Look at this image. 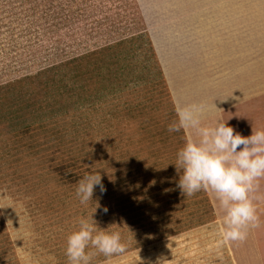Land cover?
<instances>
[{
    "label": "rangeland",
    "instance_id": "1",
    "mask_svg": "<svg viewBox=\"0 0 264 264\" xmlns=\"http://www.w3.org/2000/svg\"><path fill=\"white\" fill-rule=\"evenodd\" d=\"M64 3L68 5L67 0H0V84L78 56L85 47L131 39L146 29L168 94L144 83L130 95L118 94L129 102L124 108L101 95L95 107L78 103L75 109L62 105L68 99L59 92L45 111L53 122L38 131L43 151L27 137L14 135L15 113L0 119V264H68L67 237L96 202L82 205L75 194L78 182L71 183L63 173L84 162L89 163L85 175L99 171L106 187L103 194L98 187L94 192L93 200L100 204L94 219L101 230L119 231L127 244L122 254H97L93 264H264V252L255 248L254 239L219 244L224 212L214 207L209 191L182 194L174 163L196 132H168L176 107L189 104L192 95L194 102L209 105L220 106L223 98L239 104L237 0L228 1L234 6L228 10H177L174 4L166 10H140L131 0H72L66 10ZM88 6L95 10H86ZM186 53L189 57L183 58ZM98 83L101 89L108 84ZM214 86L223 89L220 101L206 95ZM259 105L264 107V98ZM237 110L224 118L237 122L236 132L264 130V124L245 125ZM37 112L27 105L15 115L16 125L36 120ZM204 124L210 125V112ZM259 182L263 185L253 197L264 199V178ZM145 229L142 244L139 236Z\"/></svg>",
    "mask_w": 264,
    "mask_h": 264
},
{
    "label": "clouds",
    "instance_id": "2",
    "mask_svg": "<svg viewBox=\"0 0 264 264\" xmlns=\"http://www.w3.org/2000/svg\"><path fill=\"white\" fill-rule=\"evenodd\" d=\"M211 107L207 101L179 105L176 119L168 126L169 133L188 129L196 132V138H187L177 152L174 164L180 176L178 187L187 197L212 190L224 212L218 229L219 244L243 242L249 229L259 223L252 193L264 178V130L243 136L228 125V120L205 125ZM97 187L102 194L106 192L99 171L85 175L76 186L79 202L87 206L95 201L96 206L90 216L79 219L78 227L67 237L68 264H93L97 254L111 257L127 249L119 231L101 230L94 219L100 208L99 201L93 200ZM102 210L108 212L107 207Z\"/></svg>",
    "mask_w": 264,
    "mask_h": 264
},
{
    "label": "trees",
    "instance_id": "3",
    "mask_svg": "<svg viewBox=\"0 0 264 264\" xmlns=\"http://www.w3.org/2000/svg\"><path fill=\"white\" fill-rule=\"evenodd\" d=\"M84 50L82 54L66 61L46 64L34 74L1 82L0 119H8L10 113H15L12 120L17 122L19 118L15 115L21 114V110H26L29 104L34 111H38L36 120L21 125L14 123L15 136L27 137L43 151L44 143L39 140L38 131L40 127L48 126L52 119L53 116H48L45 111L48 109L47 105L54 102L49 99L59 95V92L66 94L68 99L62 105L66 103L75 109L79 108L78 103L81 107L87 105L95 107L101 95L110 96L112 102H117L116 106L124 108L129 102H122L118 94L130 95L135 88L144 83L148 86L161 87L165 92L168 88L156 50L146 29L139 30L131 39L85 47ZM102 80L108 82L107 87L97 88V82L100 83ZM75 95H82L83 98L74 100ZM86 97L88 98L85 99ZM15 106L19 107L20 112L15 110ZM55 135L56 133H53L52 137ZM2 136L4 134L0 133V138ZM62 143H65V140H62ZM88 167L89 163L86 166L85 162L84 166L70 165L63 174L71 183H77L85 176ZM153 231L154 234L161 235L158 230ZM146 232L145 229L139 236L141 237L139 242L142 244L147 239L143 238Z\"/></svg>",
    "mask_w": 264,
    "mask_h": 264
},
{
    "label": "crops",
    "instance_id": "4",
    "mask_svg": "<svg viewBox=\"0 0 264 264\" xmlns=\"http://www.w3.org/2000/svg\"><path fill=\"white\" fill-rule=\"evenodd\" d=\"M138 5L140 10H166L170 5H175L177 10H210L212 6H219L221 10H228L231 6L228 1L231 0H131ZM68 5H64L70 8V2L67 0ZM213 4V5H211ZM173 5V6H174ZM211 5V6H210ZM86 10H95V7L88 6ZM147 7V8H146ZM152 8V9H151ZM237 8L239 10V62H240V78H239V104H232L225 101L223 98L222 104L215 103L211 107L210 111V125L215 121H227L229 126H232L236 132L235 126L237 124L232 122L231 119H224L227 116L231 117L232 113L237 112L240 117V121L245 125H251V123H257L258 125L264 124V107H261L259 103L264 98V0H237ZM190 53L183 54V58L189 57ZM177 59L179 55L175 56ZM193 61V59H192ZM206 94L210 95V98L217 97L220 101L224 95L223 89L212 87ZM195 94V93H194ZM198 94V93H197ZM200 95V94H198ZM205 94H203L204 96ZM202 96V97H203ZM190 101V102H189ZM189 104L194 102L195 98L192 95L189 100ZM187 104V103H186ZM219 106V107H218ZM225 110V115L221 113ZM207 118V117H206ZM250 123V124H249ZM256 124V125H257ZM261 130V129H260ZM253 130L244 129L241 131V135L250 136ZM191 133H194L191 132ZM191 138H196L191 135ZM260 189L263 182H258ZM264 187V186H263ZM210 197L214 207L220 209L219 202L214 196L212 190ZM256 192L252 193L255 194ZM254 198V204L257 209V215L259 217L258 226L251 227L247 239H254L255 248L260 252H264V199ZM258 251V250H257Z\"/></svg>",
    "mask_w": 264,
    "mask_h": 264
}]
</instances>
